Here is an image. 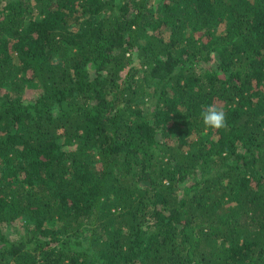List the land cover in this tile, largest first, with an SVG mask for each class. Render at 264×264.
I'll use <instances>...</instances> for the list:
<instances>
[{
	"label": "trees",
	"instance_id": "16d2710c",
	"mask_svg": "<svg viewBox=\"0 0 264 264\" xmlns=\"http://www.w3.org/2000/svg\"><path fill=\"white\" fill-rule=\"evenodd\" d=\"M0 264H264V0H0Z\"/></svg>",
	"mask_w": 264,
	"mask_h": 264
},
{
	"label": "clouds",
	"instance_id": "9594fccd",
	"mask_svg": "<svg viewBox=\"0 0 264 264\" xmlns=\"http://www.w3.org/2000/svg\"><path fill=\"white\" fill-rule=\"evenodd\" d=\"M206 128L222 129L227 125V113L215 104L207 106L201 113Z\"/></svg>",
	"mask_w": 264,
	"mask_h": 264
}]
</instances>
